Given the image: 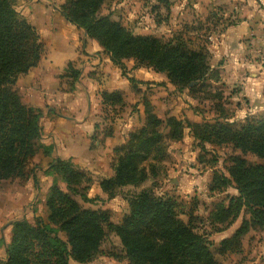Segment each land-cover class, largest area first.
I'll return each mask as SVG.
<instances>
[{
    "label": "trees",
    "instance_id": "trees-1",
    "mask_svg": "<svg viewBox=\"0 0 264 264\" xmlns=\"http://www.w3.org/2000/svg\"><path fill=\"white\" fill-rule=\"evenodd\" d=\"M105 1L64 0L59 9L71 25L99 45L113 65L122 68L125 61L133 60L136 67L164 74L171 85L191 92L221 81L206 49H193L180 35L168 39L136 36L110 16H100ZM44 50L35 27L15 9L13 0H0V181L24 178L30 160L40 150L46 156L53 153L41 144L42 111L24 105L16 88L18 78L38 65ZM66 75L76 83L80 72L69 63ZM100 96L103 111L124 106L120 91H102ZM143 106L146 122L114 149V175L100 182L102 192L113 199L116 190L137 187L155 175L156 163L167 157L164 128L169 129L173 142L181 141L188 128L199 144L231 145L239 155L231 158L227 176H213L209 192L233 188L237 195L229 197L226 205H218L209 219L215 226L228 227L242 213L249 216L231 237L220 242L218 251L221 255L240 252L242 237L253 228H264V117H250L235 128L220 122V117L201 124L175 118L165 121L152 113L148 103ZM248 154L262 163H249L244 158ZM46 174L58 176L65 187L54 182L50 188L45 219L11 224L8 242L0 241L6 251V260L0 264H69L70 259L91 264L108 233L120 239L128 264H221L207 236L196 232L192 213L188 222L181 220L176 202L143 191L129 201L130 212L124 220L113 224L108 213L84 209L79 203L78 198L94 203L87 195L92 179L70 160H56Z\"/></svg>",
    "mask_w": 264,
    "mask_h": 264
},
{
    "label": "rangeland",
    "instance_id": "rangeland-1",
    "mask_svg": "<svg viewBox=\"0 0 264 264\" xmlns=\"http://www.w3.org/2000/svg\"><path fill=\"white\" fill-rule=\"evenodd\" d=\"M100 16H110L112 21L136 36L166 39L175 35L183 36L193 49H206L209 52L210 66L220 73L221 81L210 83L206 90L200 88L199 91L191 92L189 89L174 87L170 83L171 86L167 87L165 83L140 81L137 78L140 74L133 71H146L147 68L136 67L133 60L125 61L122 68L114 65L118 78L131 79L133 82L128 81L129 89L124 96L123 107L93 112L91 120L97 122L95 143L103 141L101 137L105 134L116 132V128L125 123V119L132 120L135 131L140 130L146 122V107L143 103H148L152 113L165 121L175 118L201 124L213 123L220 117V122L238 128L250 117H264V108L260 106L262 103L251 104L240 95L241 84L228 86L224 82L223 74H229L234 79H251L264 73V0H106ZM99 50L103 53L101 48ZM46 53L45 46L43 55ZM104 56L107 57L106 54ZM92 74L95 75L96 70ZM139 77L145 78L144 75ZM70 83L75 87L73 81ZM165 98L167 100L164 101ZM188 116L191 119H188ZM162 132L167 143V157L162 163H156L155 175L151 174L147 181L137 187L129 186L116 190L113 199H109L105 194L100 198L91 192L94 182L92 181L87 195H92L94 203H84L78 198L82 207L106 212L113 224H119L130 212L129 201L139 193L148 191L156 198L176 202L180 218L185 223L188 222V215L192 213V224L196 232L207 236L219 263L264 264V228H253L242 237L240 252L224 255L218 252L220 238L225 234L219 232L233 234L241 226L242 220L249 219L247 214L242 213L228 227L215 226L209 219L218 205H226L229 197L237 195L233 188L221 193H210L209 187L215 174L228 175L226 168L231 166V158L239 155V151L227 144H199L188 128L179 142L169 140L168 128H164ZM113 156L115 163L116 155L113 153ZM244 158L252 164L262 163L250 154ZM147 166L145 164L146 168ZM107 173H101L97 181L107 177ZM10 181L13 180L0 181V199L3 185ZM58 185L65 187L62 182ZM46 202L42 207L36 199L29 204V210L34 211L30 223L46 218ZM6 225L0 227V241L9 234ZM101 257L109 258L111 264H128L123 258L124 251L120 239L112 233H108L98 256L91 264H106ZM71 264L78 263L71 261Z\"/></svg>",
    "mask_w": 264,
    "mask_h": 264
},
{
    "label": "crops",
    "instance_id": "crops-1",
    "mask_svg": "<svg viewBox=\"0 0 264 264\" xmlns=\"http://www.w3.org/2000/svg\"><path fill=\"white\" fill-rule=\"evenodd\" d=\"M63 2L64 0H13L15 9L35 27L47 48L46 55H43L38 65L18 78L16 88L24 105L43 111L40 122L41 144L52 148L53 153L46 156L43 150L39 151L29 162L23 179L3 185L0 227L7 224L9 234L3 237L5 242L8 241L13 222L22 219L30 222L34 211L29 210V204L36 199L42 207L54 182L60 183L58 176L46 174L53 162L58 159L70 160L79 171L90 173L89 176L94 181L91 192L101 198L104 193L100 182L114 175V149L125 144L129 134L135 131L132 120L125 119V123L116 128L112 136L104 135L101 137L103 141L93 142L92 137L97 133V122H92L91 119L93 112L102 111L100 93L120 91L126 96L129 80L118 78L117 68L114 69L110 58L104 56L96 42L87 38L82 30L65 19L59 9ZM228 33L229 31L227 35ZM69 63L80 72L78 81L74 83L75 87L66 75ZM95 70L96 74L93 75ZM133 73L144 75L145 78L137 76L142 82L165 83L167 87L171 86L164 74H156L150 69H139ZM223 74L224 82L228 86L240 83V95L251 104L262 103L260 106L264 108V73L251 79H234L229 74ZM188 119L191 117L188 116ZM103 172H108L107 177L98 182L97 179ZM88 197L93 199L91 194ZM219 233H225L220 241L232 236L226 231ZM101 259L106 264H111L109 258ZM5 260V247L0 245V263ZM71 261L74 260L70 259L69 264Z\"/></svg>",
    "mask_w": 264,
    "mask_h": 264
}]
</instances>
